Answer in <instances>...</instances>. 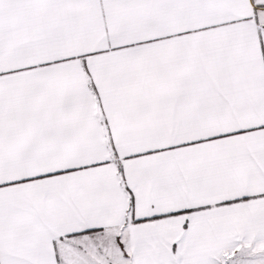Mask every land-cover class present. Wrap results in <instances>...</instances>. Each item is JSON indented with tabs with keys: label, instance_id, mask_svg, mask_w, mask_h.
<instances>
[{
	"label": "snow or ice",
	"instance_id": "1",
	"mask_svg": "<svg viewBox=\"0 0 264 264\" xmlns=\"http://www.w3.org/2000/svg\"><path fill=\"white\" fill-rule=\"evenodd\" d=\"M0 264H264V0H0Z\"/></svg>",
	"mask_w": 264,
	"mask_h": 264
}]
</instances>
